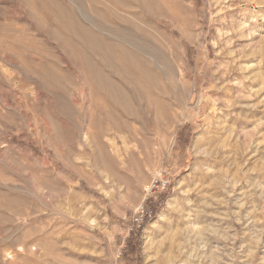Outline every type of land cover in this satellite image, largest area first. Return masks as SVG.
I'll use <instances>...</instances> for the list:
<instances>
[{"label":"rangeland","instance_id":"1","mask_svg":"<svg viewBox=\"0 0 264 264\" xmlns=\"http://www.w3.org/2000/svg\"><path fill=\"white\" fill-rule=\"evenodd\" d=\"M47 1L0 0V264H264V0Z\"/></svg>","mask_w":264,"mask_h":264},{"label":"built area","instance_id":"2","mask_svg":"<svg viewBox=\"0 0 264 264\" xmlns=\"http://www.w3.org/2000/svg\"><path fill=\"white\" fill-rule=\"evenodd\" d=\"M173 177L169 171L157 172L143 191L140 204L133 210L129 220L128 234H136L152 222L157 213V202L173 187Z\"/></svg>","mask_w":264,"mask_h":264},{"label":"bare ground","instance_id":"3","mask_svg":"<svg viewBox=\"0 0 264 264\" xmlns=\"http://www.w3.org/2000/svg\"><path fill=\"white\" fill-rule=\"evenodd\" d=\"M43 1H44V0H43ZM45 1H47V0H45ZM130 1H131V3H132V0H130ZM130 1H129V2H130ZM138 1H139V0H138ZM138 1H137V2H138ZM47 2H48V4L50 3L49 1H47ZM115 2H116V1H115ZM120 2H121V1H120ZM140 2H141V1H140ZM52 3H54V2H52ZM56 3H57V1H56ZM56 3L53 4V5L55 6ZM50 4H51V3H50ZM117 4H118V2H117ZM136 4H137V3H136ZM140 4H142V3H140ZM133 5H134V3H133ZM143 5H144V4H143ZM143 5H141V6L143 7ZM134 6H136V5H134ZM96 7H97V6H96ZM99 7H100V6H99ZM101 7H102V6H101ZM120 7H121V6H120ZM142 7H141V8H142ZM145 7H146V6H145ZM50 8H51V7H50ZM47 9H48V8H47ZM47 9H46V11H50V10H51V9H49V10H47ZM56 9H57V7H56ZM44 10H45V9H44ZM57 10H58V9H57ZM51 11H52V10H51ZM123 11H125V10H123ZM126 11H127V10H126ZM55 12H56V11H55ZM46 13L48 14V12H46ZM60 13H62V12L60 11ZM67 13H68V12H67ZM80 13H81V12H80ZM49 14H50V13H49ZM55 14H56V13H55ZM140 14H141V13H140ZM51 16H53V15H51ZM58 16H59V15H58ZM62 16H63V15H62ZM70 17H71V16L69 15V18H70ZM55 18H56V17H55ZM69 18H68V19L66 18V21L68 20V22H69ZM74 18H75V17H74ZM76 19H77V18H76ZM76 19H75V21H76ZM53 20H55V19H53ZM64 20H65V19H64ZM72 21H73V20H72ZM77 21H78V20H77ZM143 21H144V20H143ZM40 22H41V21H40ZM55 22H58V21H55ZM79 22H80V21H79ZM75 23H76L77 25L79 24V23H77V22H75ZM131 23H133V22H131ZM131 23H130V24H131ZM136 23H137V22H136ZM57 24H60V23L58 22ZM69 24H70V22H69ZM127 24H129V23H127ZM64 26H65V25H64ZM69 26H70V25H69ZM61 27H62V26H61ZM61 27H60V28H61ZM60 28H59V29H60ZM65 28H66V27H65ZM135 28H136V27H135ZM59 29H58V30H59ZM50 30H51V29H50ZM85 30H86V29L84 28L83 31H85ZM53 31H54V30H53ZM61 31H62V29H61ZM61 31H60V32H61ZM47 33H48V32H47ZM57 34H58V33H57ZM48 35H49V34H48ZM51 35H52V37H54L57 41H59L60 46H62V47H65V46H66V43H65L64 41H62L60 38L57 37L58 35L56 36L54 33L51 34ZM49 36H50V35H49ZM88 37L90 38L91 36H88ZM144 37H145V36H144ZM61 38H62V37H61ZM74 38H75V37H74ZM89 38H87V39L85 40V41L87 42V44H86V42H85V44H86L87 46H88V44L90 45V42H89L90 40H89ZM52 39H53V38H52ZM55 39H54V40H55ZM76 39H78V38H76ZM133 40H134V39H133ZM138 41H139V40H138ZM59 43H58L57 45H59ZM134 44H135V40H134ZM140 44H141V43H140ZM60 46H58V47H60ZM81 46H82V44H81ZM100 46H101V45H100ZM100 46H99V47H100ZM67 47H68V46H67ZM106 47L108 48L109 45H107ZM87 48H88V47H87ZM64 51H65V50H64ZM136 51H137V50H136ZM138 51H139V50H138ZM102 54L105 56V58L108 57L105 53L102 52ZM102 54H101V55H102ZM137 54H138V53H137ZM137 54H136V55H137ZM101 55H99V56H101ZM138 55H139V54H138ZM129 56H130V58H131V61L129 60V65H130V66L133 65V66H135V68H136V67H139V65H141V66L143 65V67H144L145 64H143V63H144L143 60H141L140 58H139V59L136 58L135 55H132V54H130ZM140 56H141V55H139V57H140ZM143 56H144V54H142V57H143ZM98 58H99V57H98ZM108 58H109V57H108ZM128 59H129V58H128ZM161 59H162V58H161ZM84 60H85L84 62L87 63L86 65L90 68V67L92 66V64H91L92 61H90L88 58L86 59V57H84ZM107 61L109 62V64H108L109 68H110V69L112 68V69H113V72H115V73H119V75H120L121 67H122V63L120 64V62H117V63H116V62H115V63H114V62H110L108 59H107ZM146 64H148V62H147ZM150 65H152V64H150ZM145 66H146V68L148 67L147 69H149V70L153 68L152 66H150V67H151V68H150L149 65H148V66L145 65ZM165 66H166V65H165ZM132 68H133V67H132ZM107 70H108V69H107ZM144 70H145V67H144ZM93 71H94V73H96V76L102 78V76H103V71H101L100 69H99V70H98V69H93ZM137 71H138V68H137ZM148 72H149V73L147 74V71H146V74L149 75V78H151L152 80L156 79L155 73H154V75H153L152 70H150V71H148ZM123 73H124V72H123ZM119 75H118V76H119ZM113 76H114V75H113ZM124 77H126V76H124ZM124 77H123V78H124ZM131 77H132V75H131ZM120 78H121V76H120ZM128 78H130V77H128ZM134 78H135V77H134ZM134 78H131V79L133 80ZM124 79H127V78H124ZM131 79H130V80H131ZM136 79H138V78L136 77V78H135V81H136ZM102 80H103V79H102ZM156 80H157V79H156ZM140 81H141V80H140ZM136 82H137V81H136ZM152 82H153V81H151V83H152ZM156 82H157V81H156ZM147 83H148V82H147ZM130 84H131V83H130ZM152 84H153V83H152ZM111 86L114 87V88H116L113 84H111ZM149 86H150V85H149ZM138 87H139V86H138ZM138 87H137V88H138ZM150 87H151V86H150ZM155 87H156V86H155ZM152 88H153V86H152ZM142 89H143V88H142ZM101 90H102V89H101ZM116 90H117V89H116ZM119 90H120V89H119ZM132 90H133V88H132ZM138 90H139V89H138ZM134 91H135V90H134ZM136 91H137V90H136ZM104 93H105V92H104ZM108 93H109V92H108ZM137 94H138V93H137ZM106 95H107V94H106ZM145 96H146V95H145ZM124 97H125V96H124ZM114 98H115V97H114ZM114 98L112 97V99H114ZM124 100H125V99H124ZM141 100H142V99H141ZM116 101H117V100H116ZM116 103H117V102H116ZM118 105L120 106V104H118ZM4 232H5V231H4ZM4 238H5V237H4Z\"/></svg>","mask_w":264,"mask_h":264}]
</instances>
